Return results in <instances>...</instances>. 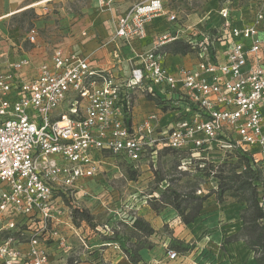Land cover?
I'll return each mask as SVG.
<instances>
[{"label": "built area", "instance_id": "1", "mask_svg": "<svg viewBox=\"0 0 264 264\" xmlns=\"http://www.w3.org/2000/svg\"><path fill=\"white\" fill-rule=\"evenodd\" d=\"M162 17L176 20L162 0L140 2L117 19L112 40L142 41ZM177 40V32L159 35L118 77L59 50L32 77L26 58L0 65V264H54L56 247L69 243L72 211H82L80 181L98 177L104 155L154 167L168 151L183 172L247 164L260 174L264 209V7L236 18L222 5L186 41L196 67L172 74L160 48ZM139 97L153 109H136ZM179 257L169 251L166 260Z\"/></svg>", "mask_w": 264, "mask_h": 264}, {"label": "rangeland", "instance_id": "2", "mask_svg": "<svg viewBox=\"0 0 264 264\" xmlns=\"http://www.w3.org/2000/svg\"><path fill=\"white\" fill-rule=\"evenodd\" d=\"M142 1L146 0L134 3ZM162 1L176 20L159 24V32L161 29L169 35L180 32L183 41L193 39L194 33L215 21L222 5L232 7L236 18L264 7V0ZM92 15L94 0H52L0 21V47L11 42L31 49L27 35L34 31L35 42L42 49L66 48L72 33L76 34L83 21ZM28 114L36 119L34 111L28 110ZM101 160L98 177L80 181L87 194L75 199L82 211L92 216L94 228L83 222L79 226L72 224L65 232L68 245L56 247L54 264H130L122 250L129 243L130 225L135 218H142L154 230L150 246L139 253L140 264H255L253 252L242 240H237L244 205L227 195L218 201L212 194L218 191L219 175H225L229 168L201 171L191 167L183 172L178 170L179 158L168 151L159 154L154 167L143 164L134 167L109 155ZM158 178L163 182L157 183ZM167 188L184 192L194 189L197 196H209L192 224H183L169 206L157 204L153 210V200ZM175 241L187 245L188 250L178 260L168 262L166 256Z\"/></svg>", "mask_w": 264, "mask_h": 264}, {"label": "crops", "instance_id": "3", "mask_svg": "<svg viewBox=\"0 0 264 264\" xmlns=\"http://www.w3.org/2000/svg\"><path fill=\"white\" fill-rule=\"evenodd\" d=\"M41 1L44 0H0V21L34 8L28 7ZM134 2L135 0H94V15L83 21L76 34L75 32L72 33V40L66 48L53 47L44 50L34 39V43H31L32 48L27 50L9 42L7 45L0 47V65L8 66L13 62L26 58L29 60L30 65L28 68L23 69V73L27 77H32L37 74L40 65L47 64L50 66L53 52L59 50L63 56H83L89 60L91 66L110 68L117 77L118 75H127L128 59L137 51L153 48L158 36L167 33V31L162 32L164 29L159 32L157 26L161 23H169L166 17L156 20L148 26L146 38L130 46L113 41L112 37L117 19L132 6L140 3ZM178 34L180 36V32ZM28 36L29 34L27 38ZM164 53V65L172 74H176L180 68L190 69L196 67L198 63L197 56L192 53L185 56ZM138 103L136 109L141 112L145 113L153 109L152 105L146 103V100L142 97H139ZM80 264H89V262Z\"/></svg>", "mask_w": 264, "mask_h": 264}, {"label": "trees", "instance_id": "4", "mask_svg": "<svg viewBox=\"0 0 264 264\" xmlns=\"http://www.w3.org/2000/svg\"><path fill=\"white\" fill-rule=\"evenodd\" d=\"M161 52L171 55L185 56L191 53L190 46L186 41L177 40L166 44L160 48ZM240 165L242 162H238ZM238 166L220 165L217 168H229L225 175L220 174L218 191L212 192L221 201L224 195L244 205L240 212L241 228L237 240H242L246 246L253 252L255 264H264V209L260 206V198L257 190V182L260 181V174L247 164L244 169L238 171ZM213 167L206 166L204 169ZM163 182L162 178L157 179V183ZM208 195L203 197L195 195V190L187 192L176 191L167 188L161 192L158 199H154L152 208L156 210L155 205L169 206L173 209L181 222L185 225L192 224L199 217L204 201ZM72 224L79 226L85 223L94 228L91 223L92 216L87 211L73 210L71 214ZM131 233L129 243L123 248V253L130 264H140V251L150 246L149 238L154 234L150 224L142 218H135L130 225ZM171 251L179 255L188 250L187 245L180 241H175L170 246Z\"/></svg>", "mask_w": 264, "mask_h": 264}, {"label": "bare ground", "instance_id": "5", "mask_svg": "<svg viewBox=\"0 0 264 264\" xmlns=\"http://www.w3.org/2000/svg\"><path fill=\"white\" fill-rule=\"evenodd\" d=\"M49 1H51V0H44V1H41V2H38V3H35V4H33L32 6H30L28 8L37 7V6H40V5H42V4L46 3V2H49Z\"/></svg>", "mask_w": 264, "mask_h": 264}]
</instances>
